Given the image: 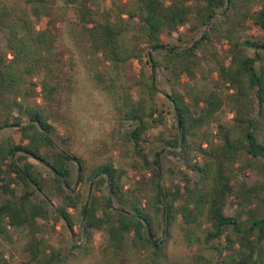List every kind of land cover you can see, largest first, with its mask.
Returning <instances> with one entry per match:
<instances>
[{"label":"trees","instance_id":"16d2710c","mask_svg":"<svg viewBox=\"0 0 264 264\" xmlns=\"http://www.w3.org/2000/svg\"><path fill=\"white\" fill-rule=\"evenodd\" d=\"M21 1L0 0V130L15 127L0 143V238L25 232L21 264H264V2L61 0L57 8V0ZM69 13L74 45L98 60L88 65L92 79L111 97L117 122L132 127L126 166L113 155L114 132L84 155L68 146L73 132L58 131L73 127L62 118L64 95L78 83L75 62L58 53L56 23ZM182 28L202 32L185 37ZM164 34H177L178 47L150 56L158 45H176ZM218 58L211 89L187 95L185 79L195 81ZM160 92L174 121L151 141L170 113ZM225 107L229 122L219 118ZM92 180L84 220L83 185ZM59 225L73 229L70 244L58 237ZM95 231L106 235L98 247Z\"/></svg>","mask_w":264,"mask_h":264},{"label":"rangeland","instance_id":"374dc122","mask_svg":"<svg viewBox=\"0 0 264 264\" xmlns=\"http://www.w3.org/2000/svg\"><path fill=\"white\" fill-rule=\"evenodd\" d=\"M9 2L13 5L20 4L23 2L21 0H9ZM110 0H106L105 4L108 5ZM125 4L129 2V0H122ZM264 0H257L255 6H259L262 4ZM61 0L56 1V7H60L59 4H62ZM71 13L67 14V16L62 17L56 23V30L62 40V46L59 49V56L62 57L68 64L69 62H75L77 75H78V83L75 89V92L70 95V98L67 95H64L66 99V104L68 109L62 115V118H71L73 127H69L68 131L65 130L66 125H58V131L60 133L65 134V132L72 135V139L69 140L68 146L74 147V149L80 154L89 155L90 148L94 147V145L99 142L100 139L105 137H110L113 132L116 134V139L113 141V145L115 146V150L113 151V155L116 158L117 164L119 166H126L131 162V150L132 143L128 139L129 131L131 130V125L128 122L120 124L117 122L116 112L114 109L113 101L108 93L99 87L95 81L92 79V70L89 69L88 65L91 68L98 66V60L95 55H92L91 52H87L85 49L79 50L71 40L69 36V18H71ZM182 35L185 37L190 36H199L202 31L198 33H192L186 28L181 29ZM255 31L252 29L246 30L242 32V35L245 37L249 34H253ZM4 33H0V44L4 46ZM177 34L175 36H168L167 34L163 35V40L167 41L170 44H178ZM224 57V56H223ZM219 58L217 60H212L211 64L205 66L204 71L200 73L199 77L195 81H187L185 79V84L182 86L183 90L189 88H195L199 90L201 88L211 89L212 85H214L215 80L217 79V73L214 70L213 74L211 73L213 69L217 66L219 62ZM128 75L130 77H134L138 73L139 64L138 62H132L128 67ZM69 70V69H68ZM156 73V67L151 69L149 68V72ZM165 83L160 84L161 90L163 88H167ZM191 92L187 91V95H190ZM159 101L164 105V108L170 113L166 116L167 125L160 126L158 128L153 129L149 137L151 141H155L158 135V132L161 130H168V126L171 125L174 121L173 119V106L171 101L165 97L163 93L160 92L158 95ZM41 99H38L40 101ZM17 114V112H15ZM58 114V113H57ZM56 114V116H57ZM219 118L223 122H229L232 118V113L229 111L227 107H225L220 113ZM215 124L210 126V129L214 130ZM15 130L14 126H8L0 130V143L6 145L7 137L11 135ZM68 135V134H67ZM170 162V161H169ZM75 170V166H74ZM76 171V170H75ZM76 174V173H75ZM77 180V174L75 176ZM241 178V175H239ZM253 177H250V182L253 180ZM76 182V181H75ZM80 184V183H79ZM89 184L83 185V190L85 193L89 191ZM22 187H17V193H20ZM81 212L78 210L74 212L75 217V226L74 230L78 233V236L82 233L81 229ZM60 231L59 238L63 237L70 244L72 240V233L68 228L63 227L62 225L58 226ZM94 243L96 247L100 246L103 240L106 238V235L103 232L95 231L94 233ZM77 235L73 237L76 241L79 242L80 237ZM26 243V234L22 231L13 232V235L9 239L0 238V258L3 257L5 260H8L10 264H21L22 260L25 258L26 254L24 251V246ZM82 243V242H80ZM0 264H5L4 260L0 259Z\"/></svg>","mask_w":264,"mask_h":264},{"label":"water","instance_id":"95a60500","mask_svg":"<svg viewBox=\"0 0 264 264\" xmlns=\"http://www.w3.org/2000/svg\"><path fill=\"white\" fill-rule=\"evenodd\" d=\"M228 3H229V0H228ZM227 9H228V8H226L225 13H226ZM218 17H219V16H218ZM200 39H202V38H200ZM197 41H198V40H196V41L194 42V45L197 43ZM177 47H178L177 45L168 46V45H166V44H161V45H158V46L152 48V49L149 51V55L151 56L152 53H153V51H155L156 49H168V48L176 49ZM153 70H154V66H153ZM174 106H175L176 113H177V115H178V117H179V113H178V110H177V106H176V105H174ZM179 118H180V117H179ZM180 126H181V122H180V119H179V127H180ZM40 160H42V159H40ZM73 160L76 162V159H75V158H73ZM42 162H44L45 164H47L45 161H42ZM78 169H79V170H78L79 174H78V178H77V180H76V182H75V186H78L79 183H80V177H81V171H82V167H81V165H79V168H78ZM94 180H95V178H94ZM94 180H92V182H91V184H90V187H89V192H88L87 200H86V204H85V213H84V217H83L84 220L86 219V213H87V211H88V207H89V203H90V198H91L92 193H93ZM163 205H164V213H165V203H164ZM121 210H122V211H126L125 209H121ZM127 212H129V211H127ZM164 222H165V221H164ZM70 231H71L72 235L74 236V231H73V229L70 228ZM164 233H165V223H164L163 228H162V234L164 235ZM161 242H163V240H161Z\"/></svg>","mask_w":264,"mask_h":264},{"label":"flooded vegetation","instance_id":"af4514ba","mask_svg":"<svg viewBox=\"0 0 264 264\" xmlns=\"http://www.w3.org/2000/svg\"><path fill=\"white\" fill-rule=\"evenodd\" d=\"M14 125H17V124H14Z\"/></svg>","mask_w":264,"mask_h":264}]
</instances>
